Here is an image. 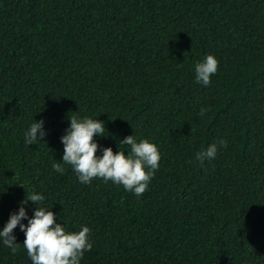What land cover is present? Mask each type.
<instances>
[{
	"label": "trees",
	"instance_id": "obj_1",
	"mask_svg": "<svg viewBox=\"0 0 264 264\" xmlns=\"http://www.w3.org/2000/svg\"><path fill=\"white\" fill-rule=\"evenodd\" d=\"M74 114L102 121L114 153L133 134L157 145L141 197L53 171ZM41 119L47 136L26 145ZM34 192L68 231L90 228L81 264H264V0H0V229ZM14 233L0 264H31Z\"/></svg>",
	"mask_w": 264,
	"mask_h": 264
},
{
	"label": "clouds",
	"instance_id": "obj_2",
	"mask_svg": "<svg viewBox=\"0 0 264 264\" xmlns=\"http://www.w3.org/2000/svg\"><path fill=\"white\" fill-rule=\"evenodd\" d=\"M218 65L219 62L213 55H206L203 60L195 63V82L207 87L211 77L216 75ZM207 110L201 108L200 115ZM68 121L69 127L60 137L63 146L61 161L54 160L53 171L63 175L65 169L62 163L67 164L80 184L88 185L93 179H101L105 183L111 181L138 198L149 189L161 160L156 144L148 139L138 141L133 134L119 140L121 150L114 153L111 147H104L97 142L108 136L102 121L75 114ZM44 124L42 119L33 120L24 133L26 145L44 141L48 134ZM218 146L226 147L227 141L221 139L209 144L206 149L195 154V160L201 166L205 161L214 160L218 154ZM45 199L42 193L34 192L20 202L18 209L9 214L8 220L0 229V245L15 254L20 244L16 242L14 230L19 226V231L25 237L23 247L31 264H81L85 252L92 249L90 228L82 225L77 232L68 231L66 225L56 221L52 208L43 206ZM29 202L35 206L31 216L27 211Z\"/></svg>",
	"mask_w": 264,
	"mask_h": 264
}]
</instances>
